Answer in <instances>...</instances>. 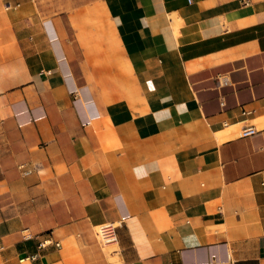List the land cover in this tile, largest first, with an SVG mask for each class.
I'll use <instances>...</instances> for the list:
<instances>
[{
    "label": "crops",
    "instance_id": "crops-1",
    "mask_svg": "<svg viewBox=\"0 0 264 264\" xmlns=\"http://www.w3.org/2000/svg\"><path fill=\"white\" fill-rule=\"evenodd\" d=\"M0 264H264V0H0Z\"/></svg>",
    "mask_w": 264,
    "mask_h": 264
},
{
    "label": "built area",
    "instance_id": "built-area-1",
    "mask_svg": "<svg viewBox=\"0 0 264 264\" xmlns=\"http://www.w3.org/2000/svg\"><path fill=\"white\" fill-rule=\"evenodd\" d=\"M253 129L251 127H246L241 130V134L251 133ZM117 223L114 221H105L98 225V234L100 235L101 241L104 244H112L117 242L116 234ZM57 246L59 243H55Z\"/></svg>",
    "mask_w": 264,
    "mask_h": 264
},
{
    "label": "rangeland",
    "instance_id": "rangeland-1",
    "mask_svg": "<svg viewBox=\"0 0 264 264\" xmlns=\"http://www.w3.org/2000/svg\"><path fill=\"white\" fill-rule=\"evenodd\" d=\"M105 84H107V83H105Z\"/></svg>",
    "mask_w": 264,
    "mask_h": 264
}]
</instances>
